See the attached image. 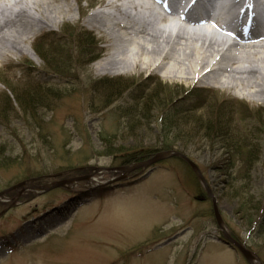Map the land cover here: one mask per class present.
I'll use <instances>...</instances> for the list:
<instances>
[{
  "label": "rangeland",
  "instance_id": "rangeland-1",
  "mask_svg": "<svg viewBox=\"0 0 264 264\" xmlns=\"http://www.w3.org/2000/svg\"><path fill=\"white\" fill-rule=\"evenodd\" d=\"M16 1L21 0H0V12ZM104 1L23 2L33 11L50 12L52 21L22 44L21 53L0 62V80L9 82L18 92L26 89L23 86L27 82L38 80L45 86L64 88L65 92L49 109L40 111L42 119L38 121L15 110L0 118V192L21 180L32 182L36 176L46 183L52 175H80L115 166L113 156L121 144L155 148L157 140H164L155 113L164 92L157 90L151 97V124L140 108L142 100L135 97L141 91L140 95L147 97L153 84L160 82L163 90L168 85L174 87L172 94H178L174 108L182 111L174 116L175 133L167 142L174 145L172 150L198 164L217 199L224 227L255 253V264H264V132H258L260 127L255 123V109L264 108V102L218 85L206 87L200 82L184 81L164 69L100 73L96 63L110 49L105 34L89 29L86 19ZM179 23L185 24L170 20L167 25ZM67 26L94 33L101 43L95 49L99 52L97 60L80 67L73 83L72 78L51 72L31 73L30 66L43 69L34 45L39 42L46 46L52 34L62 36ZM62 45L73 51L67 41ZM119 77L128 79L132 87L103 109L105 104L94 92L93 83ZM100 85L107 86L106 81ZM197 87L206 88L202 91L206 96H200ZM3 91L0 82V96ZM4 98L1 96L0 102ZM217 102L225 106L227 119L219 134L250 133L259 143V159L246 178L240 176V161L230 160V156L237 155L226 152L220 136L215 142L205 138L208 105L218 107ZM130 106L139 110L132 113L129 123L124 109ZM250 112L253 116L248 115ZM38 124L41 127H36ZM221 164H227V171ZM194 175L181 158L171 156L142 169L122 187L113 185L103 190V186L90 188L84 182L44 192L2 194L0 264H248L238 251L218 238L222 234L215 224L212 202ZM108 178L105 172L96 175L101 183ZM250 218L255 225L248 224Z\"/></svg>",
  "mask_w": 264,
  "mask_h": 264
},
{
  "label": "bare ground",
  "instance_id": "bare-ground-1",
  "mask_svg": "<svg viewBox=\"0 0 264 264\" xmlns=\"http://www.w3.org/2000/svg\"><path fill=\"white\" fill-rule=\"evenodd\" d=\"M178 1L184 6V0ZM23 2L16 1L0 12V62L21 53L22 44L52 21L50 12L33 11ZM156 2L106 0L87 16V27L104 33L110 49L96 63L97 71L114 74L164 69L184 81L218 85L264 102V13L260 0H222L220 6L213 1L217 16L224 12L221 17L231 30L209 15L189 18L184 7L179 21L185 24L167 25L170 20L153 8ZM253 9V21L243 22L242 14Z\"/></svg>",
  "mask_w": 264,
  "mask_h": 264
},
{
  "label": "trees",
  "instance_id": "trees-1",
  "mask_svg": "<svg viewBox=\"0 0 264 264\" xmlns=\"http://www.w3.org/2000/svg\"><path fill=\"white\" fill-rule=\"evenodd\" d=\"M61 41L64 42L62 43ZM65 41L71 44L73 51H70L68 47L63 48L64 45L62 44H64ZM97 45L98 41L95 39V36L91 31L78 26H67L65 32L62 33V36L60 38H52V40H50L46 46L38 42L34 45V50L43 63V71L45 73L51 72L61 78H72L73 80L77 77L80 67L89 65L98 57L99 52L97 53L95 51V49H98ZM29 68L31 69V73L36 71V67L30 66ZM127 80L128 79L123 80L119 77L111 80H97L93 83L94 92L99 93V98L102 100V103L105 104V106H103V109H107L108 107H110L113 102L118 101L122 98L124 92L126 93L129 89H131L132 84ZM105 81L107 86L100 85ZM4 85L6 87V91L2 93L5 98L0 102V118H6L5 115L7 113L15 110L20 111L24 115H28V117L32 120L38 121V119L41 118L40 111L49 109L48 107L53 105L54 99L60 98L59 95L65 92L64 88L45 86L38 82H27L23 86L26 89L20 92L16 91L15 88L11 87L7 82H5ZM153 85L154 88L147 97L138 96L136 100H142L143 106L140 108L142 109V111L146 112L145 118H147V116L150 117V119L147 118L146 120H148L147 123L150 122L151 124L153 122V120H151V117L154 110V107H148L149 103L152 101L151 97H155L157 90H162L164 92V100L162 101V103H159V105L155 107V113L158 117L156 119V122L158 121L160 125L159 132L161 134L162 132L164 133V140H157L155 148L136 145H119L117 149L118 151H116L113 156L116 160L119 161V164L126 165L138 162L140 160L149 158L160 150L171 149L174 146L172 143L170 144L167 142V138H170L175 133V114L182 113L180 109L174 108V102L178 94L176 92L175 94H172L174 87H169V85L167 86L166 90L160 88V82H155V84ZM49 96H51V98H48ZM216 104L218 105V107L212 106V104L210 103L208 105L210 114L206 120L207 126L205 127V129L203 128L206 133L205 138H207L210 142H215L216 137L220 136L223 139V147H225L226 152H234V154L237 155L230 156V160L233 158L240 161V173L242 174L240 176L246 178V175L251 170L252 166L259 159L260 150L257 147V144L259 143H256L254 139H252V135L250 133H239L240 136L234 135L233 133H231L230 136H227L226 132H222L221 134H219L227 119L224 111L225 106L222 103L219 104V102H217ZM263 109L264 108L255 109V114L257 117L255 123L261 129H258V132H264ZM137 110H139L137 106H130L124 109L126 119L129 123L131 121L130 117L132 116V113L135 114ZM248 115L253 116L251 112ZM36 127H41V125L38 124ZM105 141L107 142L108 139ZM110 146L112 145H109V147ZM226 165H222L225 168V171H227L226 169L228 167ZM74 175L78 174H72V172H70L66 174L64 173V175L59 174L56 177H54V175L52 176L54 179H64L72 177ZM38 178L40 177L36 176L32 180V183L43 182V180H37ZM257 205L259 206L260 204L258 203ZM242 213L246 214L245 212ZM248 224L252 226L253 224L255 225V222L250 218Z\"/></svg>",
  "mask_w": 264,
  "mask_h": 264
},
{
  "label": "water",
  "instance_id": "water-1",
  "mask_svg": "<svg viewBox=\"0 0 264 264\" xmlns=\"http://www.w3.org/2000/svg\"><path fill=\"white\" fill-rule=\"evenodd\" d=\"M172 155L179 156L184 161H186L189 164V166L193 169L195 174L198 176V178L201 181V183L203 184V186L205 187L206 192L212 201L213 214H214L217 226L220 228V230L222 231V233L226 237L227 242L234 245L241 252V254L244 256V258L247 260V262L249 264H255L254 255L248 249H246L243 245H241L239 242H237L234 238H232L227 233V231L223 225V221H222V217H221V214H220V211L218 208L216 197L212 194L211 190L209 189V187L206 183V180L204 179L203 175L201 174L200 169L197 166V164L194 161H192L188 156H186L180 152H177V151H162V152H159L158 154H156L155 156H153L152 158L145 160V161H142L141 163H139L135 166H132V167L131 166H124V167H118L117 169L124 171L125 173H128L136 167L148 166L151 163H154L158 160H161L163 158H167V157L172 156ZM82 179H89V176L67 179V180H63L60 182H56V183H52V184H48V185H43V186L28 185V184L26 185L25 182H22V183L15 184L14 186H12L8 189L3 190L2 192H0V196L9 190L17 189L19 186H22V190H26V189L48 190L50 188L62 186L64 184L71 183V182L76 181V180H82Z\"/></svg>",
  "mask_w": 264,
  "mask_h": 264
}]
</instances>
